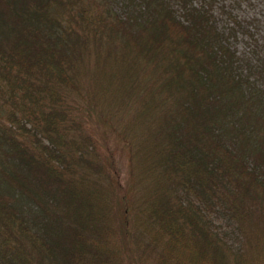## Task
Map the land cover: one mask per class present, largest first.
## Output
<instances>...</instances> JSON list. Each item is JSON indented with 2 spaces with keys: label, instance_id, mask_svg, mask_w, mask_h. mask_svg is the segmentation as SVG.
Returning a JSON list of instances; mask_svg holds the SVG:
<instances>
[{
  "label": "trees",
  "instance_id": "1",
  "mask_svg": "<svg viewBox=\"0 0 264 264\" xmlns=\"http://www.w3.org/2000/svg\"><path fill=\"white\" fill-rule=\"evenodd\" d=\"M215 4L0 0V264H264V44Z\"/></svg>",
  "mask_w": 264,
  "mask_h": 264
},
{
  "label": "rangeland",
  "instance_id": "2",
  "mask_svg": "<svg viewBox=\"0 0 264 264\" xmlns=\"http://www.w3.org/2000/svg\"><path fill=\"white\" fill-rule=\"evenodd\" d=\"M214 9L222 24L231 25V23H229L231 21L230 19L234 17L241 21L249 31L247 34L252 36L250 42L256 40L259 44H264V0H216ZM247 41L248 40L241 34V30L238 29V33L234 40L237 50L242 51ZM102 124L103 125L96 124L97 128H92L98 138L109 144L115 159L114 164L118 170L120 180L122 183H125L128 176L126 147L115 137L116 135L113 133L110 126L105 123Z\"/></svg>",
  "mask_w": 264,
  "mask_h": 264
}]
</instances>
